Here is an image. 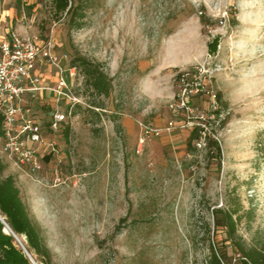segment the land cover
<instances>
[{"label": "rangeland", "instance_id": "rangeland-1", "mask_svg": "<svg viewBox=\"0 0 264 264\" xmlns=\"http://www.w3.org/2000/svg\"><path fill=\"white\" fill-rule=\"evenodd\" d=\"M85 3L80 30L55 15L52 0L1 4L3 32L51 41L66 70L83 57L112 79L105 97L90 89L80 68L65 73L82 106L61 105L68 142L60 126L49 128L53 95L34 104L32 118L44 131L39 169L0 152L49 264H204L210 246L228 252L225 264H240L213 213L239 201V237L247 248L263 245L264 0ZM198 65L221 99H194L186 129L144 135L141 125L165 129L188 121L177 107L176 77ZM199 123L218 142L221 158L208 155L206 140L187 152ZM15 245L31 264H42Z\"/></svg>", "mask_w": 264, "mask_h": 264}, {"label": "built area", "instance_id": "built-area-1", "mask_svg": "<svg viewBox=\"0 0 264 264\" xmlns=\"http://www.w3.org/2000/svg\"><path fill=\"white\" fill-rule=\"evenodd\" d=\"M45 62L57 71L54 87H45L42 78L35 73L37 64ZM66 72L73 76V69L63 68L54 55L51 41H32L21 38L9 29L3 32L0 28V116L4 121L5 133L0 152L4 156L24 165L30 164L34 169L40 168L36 146L43 143V128L32 118L31 112L34 104L43 100L39 95L49 92L53 95L51 128L57 130L65 122L61 105L81 103L65 79ZM207 74L206 67L201 65L178 73L177 107L186 111L188 121L180 125L171 121L165 129L141 125L144 135L160 136L162 132L170 134L177 128L186 129L193 113L191 104L196 98L208 97L216 104L217 94L211 89ZM204 140L205 133L196 145L201 147Z\"/></svg>", "mask_w": 264, "mask_h": 264}, {"label": "trees", "instance_id": "trees-1", "mask_svg": "<svg viewBox=\"0 0 264 264\" xmlns=\"http://www.w3.org/2000/svg\"><path fill=\"white\" fill-rule=\"evenodd\" d=\"M2 1L3 0H0V12ZM52 1L53 10L57 17L66 15L69 20V25L73 27V29L80 30L83 28L86 0ZM205 24L206 22L203 21V25ZM69 68H80L84 73L86 83L97 95L105 97L110 95L112 79H110L98 65L93 64L86 58L76 57L71 61ZM217 99H221L220 94H217ZM39 101L42 104V100ZM42 107L50 109L49 107H46V104H43ZM81 107V104L67 105V109H77ZM96 108L99 109L101 107ZM214 114L218 117L221 113L220 111H216ZM3 123V118L0 116V147L5 136ZM63 123L60 125L59 129L64 133L65 141L68 142L71 129L67 126L63 130ZM48 124L50 125L49 128L53 130L51 128L52 122L50 121ZM203 133H205V140L207 141L206 150L208 155H213L214 158H221V148L218 142L207 135L206 126L203 123H199L190 133L186 144L187 152L191 153L196 150L195 143L200 141ZM261 148H264V144ZM7 170V165L0 158V214L14 234L19 238L24 237L26 239V244H24V246L26 245L25 248L29 254L39 257L42 264H49L50 253L48 247L43 241L40 229L29 215L15 177L12 175H6ZM242 209L243 207L239 201H237L232 207L217 209L213 213L215 225L217 228H221L225 231V242H229L240 255V264H264V243L259 248H247L239 237L238 227L244 216L240 214ZM5 229V225L0 221V264H31L23 251L16 247V239L11 233H6ZM228 259L227 251L219 252L216 247L210 246L209 256L204 264H225Z\"/></svg>", "mask_w": 264, "mask_h": 264}, {"label": "crops", "instance_id": "crops-1", "mask_svg": "<svg viewBox=\"0 0 264 264\" xmlns=\"http://www.w3.org/2000/svg\"><path fill=\"white\" fill-rule=\"evenodd\" d=\"M62 63V61H61ZM63 65V64H61ZM36 75H39L42 78V82L45 87H54L57 81V71L55 68L49 66L46 62L45 63H38L37 64V71L35 72ZM69 75V73H68ZM52 93L49 92H42L39 96L42 99H47L51 96ZM47 101V100H46ZM38 146H36L37 148Z\"/></svg>", "mask_w": 264, "mask_h": 264}, {"label": "water", "instance_id": "water-1", "mask_svg": "<svg viewBox=\"0 0 264 264\" xmlns=\"http://www.w3.org/2000/svg\"><path fill=\"white\" fill-rule=\"evenodd\" d=\"M0 221L5 225L6 229H8V231H10V233L13 235V237L16 239V241L21 245L22 249L27 253V255L29 257H31V255L29 254V252L27 251V249L25 248V246L23 245V243L20 241L19 237L12 232V230L10 229V227L5 222V219L2 218L1 216H0ZM5 232L8 233L6 230H5ZM31 260L34 262V260L32 258H31Z\"/></svg>", "mask_w": 264, "mask_h": 264}, {"label": "bare ground", "instance_id": "bare-ground-1", "mask_svg": "<svg viewBox=\"0 0 264 264\" xmlns=\"http://www.w3.org/2000/svg\"><path fill=\"white\" fill-rule=\"evenodd\" d=\"M0 216H1V214H0ZM2 217V216H1ZM8 233L10 232V231H8V229H5ZM20 239V238H19ZM20 241L23 243V245H24V242L20 239ZM26 246V245H25ZM33 258V257H32ZM35 264V263H34Z\"/></svg>", "mask_w": 264, "mask_h": 264}]
</instances>
